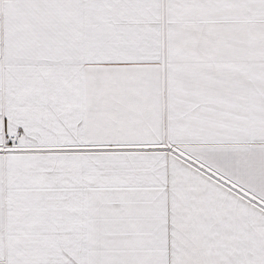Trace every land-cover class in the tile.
I'll use <instances>...</instances> for the list:
<instances>
[{
    "label": "crops",
    "instance_id": "obj_1",
    "mask_svg": "<svg viewBox=\"0 0 264 264\" xmlns=\"http://www.w3.org/2000/svg\"><path fill=\"white\" fill-rule=\"evenodd\" d=\"M0 264H264V0H0Z\"/></svg>",
    "mask_w": 264,
    "mask_h": 264
}]
</instances>
